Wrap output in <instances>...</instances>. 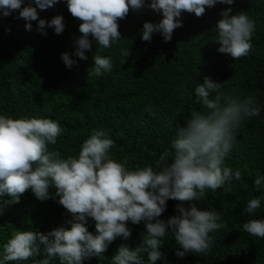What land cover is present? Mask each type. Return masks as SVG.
<instances>
[{
  "label": "clouds",
  "instance_id": "9594fccd",
  "mask_svg": "<svg viewBox=\"0 0 264 264\" xmlns=\"http://www.w3.org/2000/svg\"><path fill=\"white\" fill-rule=\"evenodd\" d=\"M21 7L24 0H0V14L7 17L19 10L26 21L25 30L31 31V21H37V31L45 26L56 34L65 29L63 17L50 21L39 19L37 9L46 10L60 0H33ZM71 15L82 23L81 35L75 41V51L61 54L65 66L71 69L76 60H86L92 41L109 49L119 41L118 20L129 9L140 10L146 0H64ZM217 3L232 5L234 0H149L147 7L159 12V23L145 22L141 39L151 42L159 33L169 42L173 31L182 27V11L200 17L206 7ZM229 7L221 11L215 30L217 51L233 60L246 57L252 48L255 21L246 12L231 14ZM91 37V40L90 38ZM125 59L127 48L121 49ZM113 70L111 56H94L92 75L102 77ZM222 84L205 76L194 86L192 95L200 110L192 109L190 118L175 129L169 148L152 165L130 168L127 159H115L110 149L114 141L106 129H94L80 145L76 155L64 157L51 148L57 144L63 129L50 118H13L0 114V214L11 197L19 203L30 191L37 200H55L66 209L70 228L63 226L41 233L36 230H16L0 245V264H84L93 257L104 261L103 255L118 237L132 236L129 225L143 224L142 240L135 248L121 244L110 264H156L164 259L160 248L164 238L171 236L177 249L175 255L207 256L214 246L216 231L223 229L221 214L214 208H201L199 202L206 191L223 189L231 193L234 181H241L239 170L225 166L236 133L249 118L258 117L262 106L253 96L226 95ZM183 95V93H182ZM148 111H151L149 108ZM254 191L260 193L248 200L242 210L250 217L264 205V175H257ZM54 189L55 191H50ZM169 200L177 201L175 215L162 219ZM94 223L95 232L88 230ZM252 237L264 239V218H250L242 225ZM40 259L37 260V258Z\"/></svg>",
  "mask_w": 264,
  "mask_h": 264
},
{
  "label": "trees",
  "instance_id": "16d2710c",
  "mask_svg": "<svg viewBox=\"0 0 264 264\" xmlns=\"http://www.w3.org/2000/svg\"><path fill=\"white\" fill-rule=\"evenodd\" d=\"M148 2L140 10L130 8L118 20L120 37L111 48L104 49L92 41L86 60L71 56L76 60L71 69L63 63L61 54L74 53L82 21L71 15L64 0L46 10L37 9L38 18L45 21L63 17L65 29L59 35L47 26L46 34H41L37 21L30 22L31 31L25 30L26 21L19 17V10L7 17L0 14V114L58 121L63 132L57 144L50 147L64 157L76 155L94 129H106L114 141L112 156L127 159L128 167L135 168L152 165L169 148L175 129L190 118V111L200 110L192 93L205 76L221 83L226 95L255 97L262 106L261 114L241 124L225 160V166L241 172V181L233 182L231 193L223 189L206 191L198 205L216 209L225 223L223 229L211 234V252L178 258L175 241L168 236L160 248L164 259L156 264H264V239L252 237L242 228L250 218H264V205L253 217L242 214L248 200L260 195L254 191V179L264 175V0L217 3L206 7L200 17L182 11V27L173 31L169 42H164L159 33L153 34L151 42L141 39L145 22L155 24L162 19L159 12L147 7ZM30 3L35 7L33 0H24L21 7ZM229 7L231 14L244 11L256 24L249 54L236 60L219 53L215 41L220 13ZM124 48L130 52L125 59L120 54ZM95 55L111 56L113 70L102 77L93 76ZM4 200L8 202L0 214V245L16 230L46 234L61 226L70 228L66 209L53 199L41 202L26 191L19 203H12L9 196ZM177 203L169 200L161 218L175 215ZM129 227L131 238L113 241L103 254L104 261L93 257L84 264H110L121 244L138 246L144 226ZM88 230L95 232L94 223Z\"/></svg>",
  "mask_w": 264,
  "mask_h": 264
}]
</instances>
